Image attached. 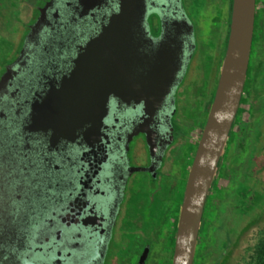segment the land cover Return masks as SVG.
<instances>
[{"label": "flooded vegetation", "instance_id": "flooded-vegetation-1", "mask_svg": "<svg viewBox=\"0 0 264 264\" xmlns=\"http://www.w3.org/2000/svg\"><path fill=\"white\" fill-rule=\"evenodd\" d=\"M17 1L20 9L14 20L23 7L28 17L22 23L24 34L16 52L0 66V75L18 56L34 12L50 0ZM193 3L199 5L198 10ZM180 6L193 24L196 47L175 91L172 140L153 175L132 172L150 164L144 135H134V109H120L111 102L107 116L89 130L83 121L86 107L80 102L50 107L56 117L60 116L54 111L64 108L62 124L53 118L50 127L42 129V124L32 122L33 111L40 106L37 94L55 93L58 88L51 87L70 74L78 46L90 29L87 22L48 35L26 70L15 77L0 100V264H172L179 208L193 160L184 173L178 150L188 130L179 118L181 99L191 82L200 81L195 79L203 23L221 20L224 54L231 0H180ZM187 6L192 15L187 14ZM148 22L150 33L157 36L158 16L150 13ZM39 108L43 111L44 107ZM259 113L245 170L230 194L228 209L226 179L220 190L222 201L208 230V245L219 253L212 264H220L226 255L229 233L240 228L264 201V181L254 178L264 170V104ZM160 129L165 131L164 126ZM225 156L226 150L222 159ZM234 205L245 207L236 210ZM198 245L199 240L193 264Z\"/></svg>", "mask_w": 264, "mask_h": 264}, {"label": "water", "instance_id": "water-1", "mask_svg": "<svg viewBox=\"0 0 264 264\" xmlns=\"http://www.w3.org/2000/svg\"><path fill=\"white\" fill-rule=\"evenodd\" d=\"M255 2L231 0L226 48L184 186L172 264L194 262L205 204L245 87ZM150 13L159 18L157 36L149 30ZM80 22H87L90 29L78 46L73 68L51 87L58 88L55 93L37 94L40 106L33 111L32 122L42 124V129H48L53 118L62 124L64 108L54 111L60 116L56 117L50 107L80 102L86 107L83 121L89 130L107 116L111 102L120 109H134V135H144L150 164L132 172L153 175L172 140L175 91L196 47L193 24L180 0H50L34 12L18 56L2 70L0 100L48 35Z\"/></svg>", "mask_w": 264, "mask_h": 264}, {"label": "rangeland", "instance_id": "rangeland-1", "mask_svg": "<svg viewBox=\"0 0 264 264\" xmlns=\"http://www.w3.org/2000/svg\"><path fill=\"white\" fill-rule=\"evenodd\" d=\"M17 0H0V66L5 64L16 52V46L23 33L22 23L27 20L28 10L23 7L19 19L14 20L19 6ZM193 8L198 10L199 5ZM187 6V14H193ZM255 18L251 52L247 69L244 91L240 106L229 135L226 148V156L221 159L214 183L210 189L202 219H205L199 234L198 253L195 264H212L218 258L217 248L208 245V230L211 227L214 214L218 212V206L222 201L221 189L226 179V208L228 209L230 194L234 193L238 180L245 170L246 160L249 156L250 140L254 136L253 128L260 109L264 104V0L255 2ZM256 19V20H255ZM221 20L211 19L203 23V37L200 40L199 71L196 80L191 82L181 99V114L179 116L188 133L178 150L179 164L182 170L187 171L194 155L198 139L203 128L206 115L213 98L216 80L218 77L222 48L224 42ZM221 31L220 37L218 32ZM219 51L220 54H219ZM196 73L193 72L192 76ZM215 75V76H214ZM191 76V77H192ZM214 77V79H213ZM194 81V80H193ZM209 81V83H208ZM209 84V85H208ZM209 87V88H207ZM183 111V113H182ZM138 160V159H135ZM264 163V157H262ZM140 178L143 175L138 174ZM264 181V170L254 178ZM264 197V192L262 193ZM237 209L244 208L234 205ZM248 227L245 231L244 229ZM230 241L226 242V255L221 257L220 264H250L253 260V250L260 239H264V201L250 217L244 219L240 228H234L230 233ZM227 238V236H226Z\"/></svg>", "mask_w": 264, "mask_h": 264}, {"label": "trees", "instance_id": "trees-1", "mask_svg": "<svg viewBox=\"0 0 264 264\" xmlns=\"http://www.w3.org/2000/svg\"><path fill=\"white\" fill-rule=\"evenodd\" d=\"M246 227L244 231L247 229ZM250 264H264V239H260L253 250V260Z\"/></svg>", "mask_w": 264, "mask_h": 264}, {"label": "bare ground", "instance_id": "bare-ground-1", "mask_svg": "<svg viewBox=\"0 0 264 264\" xmlns=\"http://www.w3.org/2000/svg\"><path fill=\"white\" fill-rule=\"evenodd\" d=\"M255 16H257V15H255ZM256 20V19H255Z\"/></svg>", "mask_w": 264, "mask_h": 264}]
</instances>
